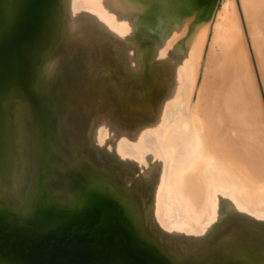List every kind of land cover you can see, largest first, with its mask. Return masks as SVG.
Returning <instances> with one entry per match:
<instances>
[{
  "label": "bare ground",
  "instance_id": "6f19581e",
  "mask_svg": "<svg viewBox=\"0 0 264 264\" xmlns=\"http://www.w3.org/2000/svg\"><path fill=\"white\" fill-rule=\"evenodd\" d=\"M55 1L31 87L54 108L60 62L80 53L88 76L71 138L55 116L58 162L87 154L174 264H210L245 242L263 263L264 0ZM9 122L19 156L0 200L20 207L39 129L21 95ZM64 185L54 194L69 199Z\"/></svg>",
  "mask_w": 264,
  "mask_h": 264
},
{
  "label": "water",
  "instance_id": "95a60500",
  "mask_svg": "<svg viewBox=\"0 0 264 264\" xmlns=\"http://www.w3.org/2000/svg\"><path fill=\"white\" fill-rule=\"evenodd\" d=\"M56 7L55 0H0V181L7 187L19 156L9 122L16 96L27 101L39 128L26 201L15 207L0 200V264H174L144 236L128 209L127 194L87 154L67 165L55 158V116L59 123L60 117L66 121L65 136L71 138L79 113L72 97L88 78L78 53L69 67L68 61L60 62L66 73L53 80L51 95L58 107L31 87ZM63 184L69 199L54 194ZM239 245L210 264H252L256 252L247 242ZM236 249L240 255H234Z\"/></svg>",
  "mask_w": 264,
  "mask_h": 264
},
{
  "label": "rangeland",
  "instance_id": "374dc122",
  "mask_svg": "<svg viewBox=\"0 0 264 264\" xmlns=\"http://www.w3.org/2000/svg\"><path fill=\"white\" fill-rule=\"evenodd\" d=\"M78 60H80V59H78Z\"/></svg>",
  "mask_w": 264,
  "mask_h": 264
}]
</instances>
